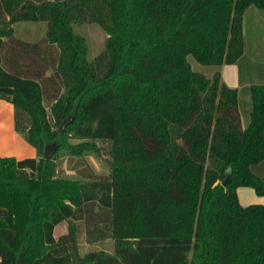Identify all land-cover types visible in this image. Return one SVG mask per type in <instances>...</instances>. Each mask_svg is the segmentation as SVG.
Returning <instances> with one entry per match:
<instances>
[{"label":"trees","instance_id":"1","mask_svg":"<svg viewBox=\"0 0 264 264\" xmlns=\"http://www.w3.org/2000/svg\"><path fill=\"white\" fill-rule=\"evenodd\" d=\"M251 7L264 11V0H0V99L38 153L0 158V264H264V206L238 197L243 187L264 196L251 171L264 161V84L251 86L245 120L238 89L189 62L237 64ZM18 22L48 23L45 38L18 40ZM86 22L108 34L93 61L74 30ZM46 60L59 92L50 110L46 68L34 67ZM101 141L114 144L110 176L86 165L80 179L59 176L62 152L83 159ZM99 217L114 253L80 257L74 222L96 227ZM66 222L69 234L56 238Z\"/></svg>","mask_w":264,"mask_h":264},{"label":"rangeland","instance_id":"2","mask_svg":"<svg viewBox=\"0 0 264 264\" xmlns=\"http://www.w3.org/2000/svg\"><path fill=\"white\" fill-rule=\"evenodd\" d=\"M251 9L252 11H258L259 16H254L252 15V12H249V14L244 17V31L250 52L242 62L243 73L244 75L246 74V76L251 72H249L250 65H253L256 69L257 66L264 67V11H260L255 7H251ZM12 27L15 31V37L18 40L26 43H36L45 38L48 30V23L18 22L12 25ZM74 30L86 41L88 55L91 61L104 52L108 40V34L99 25L89 22L75 24ZM48 52L49 54H46V57H49L50 59L51 56L55 57L58 53V49L55 47L52 51ZM43 55L44 52L42 53V56ZM32 58L34 57L29 55L28 59L23 61L25 68L28 66L30 67V64H33L31 63ZM250 61H252V63L249 65L248 62L250 63ZM189 62L194 71L202 72L208 78H212L214 73L219 71L218 67L200 65L193 57H189ZM39 66L46 68L45 74L39 79V81L46 89L45 105L48 110H50L54 103V97H56L58 92V88L55 85L49 84L50 82L48 81V78L53 76L54 69L49 60H46V62L41 61V64L39 62L34 67L38 68ZM262 84V82L257 83V85ZM62 92L63 89L60 90V93ZM248 116H244V119L247 120ZM71 143H79V141L72 140ZM97 145L99 151L91 152L83 159H78L70 156L67 152H62L58 157L59 176L69 179H80L79 171L84 169L85 165L89 166L97 175L110 176L112 172L114 144L109 141H101L97 142ZM249 189L254 191L251 188ZM98 220L100 222L96 227L94 225L89 227L85 221L74 222V225L77 228L74 247L80 257H85L90 253L101 251L109 254L114 253V240L111 238L108 221L104 222V217H99ZM69 232V223H63L56 230V238L68 235Z\"/></svg>","mask_w":264,"mask_h":264},{"label":"crops","instance_id":"3","mask_svg":"<svg viewBox=\"0 0 264 264\" xmlns=\"http://www.w3.org/2000/svg\"><path fill=\"white\" fill-rule=\"evenodd\" d=\"M252 12V15L259 16L258 11H252L249 8L244 17ZM245 52L243 58L233 65H224L218 70L222 75L223 82L232 89L239 91V108L241 115L248 116L252 111L251 86L262 82L264 84V67L257 66V69L251 66L249 75L243 73L242 62L249 55V45L244 31ZM255 74V75H254ZM244 103V105H243ZM0 158H15L24 160L28 158H38L37 150L30 145L23 135L16 131L15 127V107L12 103L0 99ZM253 174L264 179V161L251 167ZM252 189V188H251ZM254 190V189H253ZM248 187L238 189V197L243 207L251 205L264 206V196L255 195Z\"/></svg>","mask_w":264,"mask_h":264},{"label":"water","instance_id":"4","mask_svg":"<svg viewBox=\"0 0 264 264\" xmlns=\"http://www.w3.org/2000/svg\"><path fill=\"white\" fill-rule=\"evenodd\" d=\"M55 3H61L64 2L65 0H52ZM4 92L11 94L13 92V90L11 88H6L3 89ZM74 122V117L73 116H69L60 126V133L61 134H65L66 133V129L69 125H71ZM59 150V145L57 143H53L48 145L45 148V153H44V159L45 160H51L54 155L58 152ZM231 183V175H228L226 180L222 183L223 186H226L228 184ZM19 264H24L23 261L21 260L19 262Z\"/></svg>","mask_w":264,"mask_h":264}]
</instances>
